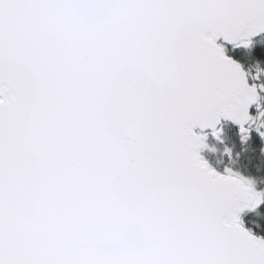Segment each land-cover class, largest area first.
<instances>
[{"label":"snow or ice","instance_id":"6c2138e0","mask_svg":"<svg viewBox=\"0 0 264 264\" xmlns=\"http://www.w3.org/2000/svg\"><path fill=\"white\" fill-rule=\"evenodd\" d=\"M261 32L264 0H0V264H264V192L194 131L264 119L217 43Z\"/></svg>","mask_w":264,"mask_h":264},{"label":"trees","instance_id":"16d2710c","mask_svg":"<svg viewBox=\"0 0 264 264\" xmlns=\"http://www.w3.org/2000/svg\"><path fill=\"white\" fill-rule=\"evenodd\" d=\"M226 49L229 57L241 63L244 70L248 73L251 84H254V78L257 75L256 68L264 69V36L256 41H253L250 47H229L220 44ZM264 80V75H260ZM253 80V81H252ZM220 129L223 130L221 140H217L213 134L208 133L207 145L202 153L209 161L220 166V168H231L233 171L241 173L242 165L249 162L264 161L258 137L252 133L254 144L247 149L242 144L243 136L240 135L239 129L230 124H224ZM228 150H231L229 155ZM211 152V153H210ZM246 229L251 231L258 237H264V205H261L256 211H250L241 216Z\"/></svg>","mask_w":264,"mask_h":264},{"label":"flooded vegetation","instance_id":"af4514ba","mask_svg":"<svg viewBox=\"0 0 264 264\" xmlns=\"http://www.w3.org/2000/svg\"><path fill=\"white\" fill-rule=\"evenodd\" d=\"M253 83L259 86L260 84H264V80H262L261 78L259 80L255 79ZM258 108L259 110H264V92H260V100L258 101V105H256L251 111V114L254 117L259 115ZM260 125H264V119L257 120L254 124L251 122L249 123V125L247 126L249 128L248 139L247 140L242 139V144L246 149L256 144L254 142V137L252 136V133H255L256 136L258 137L257 142L260 146L262 155L264 157V138H262L256 130L257 126ZM260 131H264V128H261ZM203 157L205 158L204 155ZM207 161L218 172H220L221 174H225V169H226L225 167L224 169L222 168L219 169L220 166H217L216 163L214 164L213 161H209V160ZM240 174L243 175L245 178L252 180L255 184L257 191L264 192V161H256L252 163L247 162L243 164Z\"/></svg>","mask_w":264,"mask_h":264},{"label":"water","instance_id":"95a60500","mask_svg":"<svg viewBox=\"0 0 264 264\" xmlns=\"http://www.w3.org/2000/svg\"><path fill=\"white\" fill-rule=\"evenodd\" d=\"M264 36V32H261V33H259L258 35H256V36H254L253 38H252V42L253 41H256V40H258L259 38H261V37H263ZM217 43L220 45L221 43H223L224 45H226V46H229V47H237L236 45H233V44H231V43H229V42H226L224 39H223V37H220L218 40H217ZM226 55H227V53H226ZM231 58V57H230ZM233 59V58H232ZM235 60V59H234ZM241 64V63H240ZM248 81H249V77H248ZM249 84H250V81H249ZM256 105H253L251 108H250V113H251V111H252V109L255 107ZM224 124H230V125H234V126H236L238 129H239V132H240V127H239V125H237L235 122H233L232 120H229V119H226V118H221L220 119V122L217 124V129L219 130L221 127H222V125H224ZM248 125H246V127H247ZM194 131L199 135V134H206V133H213V130L211 129V128H207V129H201V128H199V127H197V128H195L194 129ZM240 134L241 135H243L241 132H240ZM201 155H202V153H200ZM250 210H246V211H244L243 213H241L240 215L242 216L244 213H247V212H249Z\"/></svg>","mask_w":264,"mask_h":264},{"label":"clouds","instance_id":"9594fccd","mask_svg":"<svg viewBox=\"0 0 264 264\" xmlns=\"http://www.w3.org/2000/svg\"><path fill=\"white\" fill-rule=\"evenodd\" d=\"M257 74L264 75V69L256 68Z\"/></svg>","mask_w":264,"mask_h":264},{"label":"rangeland","instance_id":"374dc122","mask_svg":"<svg viewBox=\"0 0 264 264\" xmlns=\"http://www.w3.org/2000/svg\"><path fill=\"white\" fill-rule=\"evenodd\" d=\"M211 153V152H210Z\"/></svg>","mask_w":264,"mask_h":264}]
</instances>
